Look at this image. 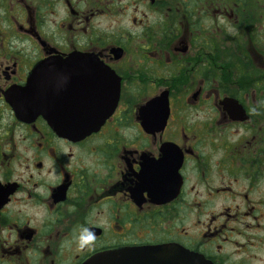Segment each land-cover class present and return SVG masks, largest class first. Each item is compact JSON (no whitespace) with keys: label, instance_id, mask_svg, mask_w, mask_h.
<instances>
[{"label":"flooded vegetation","instance_id":"flooded-vegetation-1","mask_svg":"<svg viewBox=\"0 0 264 264\" xmlns=\"http://www.w3.org/2000/svg\"><path fill=\"white\" fill-rule=\"evenodd\" d=\"M252 75L264 78V0H0V264L161 244L264 264ZM45 93L63 122L106 115L61 134L34 108Z\"/></svg>","mask_w":264,"mask_h":264},{"label":"water","instance_id":"water-1","mask_svg":"<svg viewBox=\"0 0 264 264\" xmlns=\"http://www.w3.org/2000/svg\"><path fill=\"white\" fill-rule=\"evenodd\" d=\"M42 67L37 65L32 70V74L29 78L30 85L28 90L32 89V84H36V79L40 74L38 69ZM32 79V80H31ZM35 89V88H34ZM42 89H35V94L41 93ZM51 90H48L49 92ZM46 93L42 99L43 106L38 102L34 105V108L40 112L43 111V115L46 117L48 124L55 131L61 134H74L81 132H88L92 127L99 126L103 121L106 113H103L104 105L100 107L92 106V121L91 123H77L59 120L57 113H55L54 106L51 102H47ZM40 99V96L38 97ZM37 98V99H38ZM21 106V104H20ZM16 109V107H14ZM61 111V110H60ZM62 114H65L61 111ZM70 116L69 114H65ZM101 118V119H99ZM99 119V120H97ZM163 122V120H162ZM82 264H211L204 260L200 255L193 254L186 250L179 249L175 245L168 244L154 245V246H141L130 247L119 250L97 253L90 257Z\"/></svg>","mask_w":264,"mask_h":264},{"label":"clouds","instance_id":"clouds-1","mask_svg":"<svg viewBox=\"0 0 264 264\" xmlns=\"http://www.w3.org/2000/svg\"><path fill=\"white\" fill-rule=\"evenodd\" d=\"M83 231L85 234L81 235L78 238V243L80 247H84L85 245H87L89 242H91L94 239L93 234L88 232L87 229H84Z\"/></svg>","mask_w":264,"mask_h":264},{"label":"rangeland","instance_id":"rangeland-1","mask_svg":"<svg viewBox=\"0 0 264 264\" xmlns=\"http://www.w3.org/2000/svg\"><path fill=\"white\" fill-rule=\"evenodd\" d=\"M257 74H258V73H257ZM259 75H260V74H259ZM256 79H259V82H260V83L262 82V84H264V78H262V77H260V76H254V75H252V76H251V83L253 84L252 86H254V84L257 83V82H255ZM239 84H240V79H237V81H236V85H239ZM196 115H201V113L198 111ZM200 118H201V117H198L197 119H200ZM195 119H196V116H195Z\"/></svg>","mask_w":264,"mask_h":264}]
</instances>
